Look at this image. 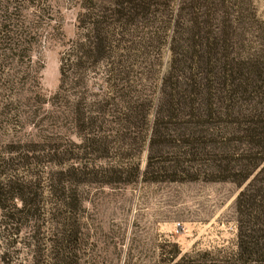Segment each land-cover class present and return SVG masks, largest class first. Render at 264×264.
Returning <instances> with one entry per match:
<instances>
[{"label": "trees", "instance_id": "trees-1", "mask_svg": "<svg viewBox=\"0 0 264 264\" xmlns=\"http://www.w3.org/2000/svg\"><path fill=\"white\" fill-rule=\"evenodd\" d=\"M50 1L0 0V130H37L0 146V264H80L83 188L184 182L235 184L236 233L168 262L264 264L257 1L56 0L78 13L47 97L37 48L63 37Z\"/></svg>", "mask_w": 264, "mask_h": 264}, {"label": "rangeland", "instance_id": "rangeland-1", "mask_svg": "<svg viewBox=\"0 0 264 264\" xmlns=\"http://www.w3.org/2000/svg\"><path fill=\"white\" fill-rule=\"evenodd\" d=\"M256 1L263 12L264 0ZM50 4L60 8L63 37L57 39L46 30L37 48L43 62L40 83L47 97L58 88L60 54L64 44L75 37L78 13L77 7H66L63 1ZM18 130L9 126L1 129L0 146L37 133L30 126ZM238 192L230 182L83 188L84 250L80 264H170L175 247L182 257L230 245L236 233L234 204ZM24 258L31 260L26 252L20 254V259Z\"/></svg>", "mask_w": 264, "mask_h": 264}]
</instances>
